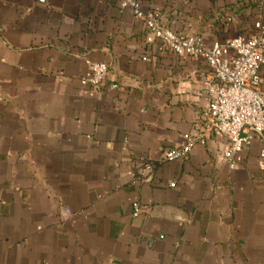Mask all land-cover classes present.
Segmentation results:
<instances>
[{
    "label": "crops",
    "instance_id": "crops-1",
    "mask_svg": "<svg viewBox=\"0 0 264 264\" xmlns=\"http://www.w3.org/2000/svg\"><path fill=\"white\" fill-rule=\"evenodd\" d=\"M133 1L207 43L264 26V0ZM120 2L0 0V264H264L261 142L234 169L218 135L161 162L202 134L212 73Z\"/></svg>",
    "mask_w": 264,
    "mask_h": 264
},
{
    "label": "built area",
    "instance_id": "built-area-1",
    "mask_svg": "<svg viewBox=\"0 0 264 264\" xmlns=\"http://www.w3.org/2000/svg\"><path fill=\"white\" fill-rule=\"evenodd\" d=\"M121 8L133 11L137 20L143 21L145 43L158 44L178 57L203 60L209 67L213 82L207 85L210 101L201 115L203 132L176 147L162 149L161 162L184 160L196 144H205L211 135L222 136L228 142L223 155L224 162L234 169L240 165L251 142H261L257 167L262 173L264 186V26L257 22L249 35H240L226 43H207L200 35H185L165 29L156 12L143 11L141 4L133 0H121ZM91 74L81 80L82 86L102 93L109 75L105 63H91ZM110 89L118 88L110 84ZM153 172L150 164L145 165ZM174 187V184H171ZM140 213L135 206L134 216Z\"/></svg>",
    "mask_w": 264,
    "mask_h": 264
}]
</instances>
